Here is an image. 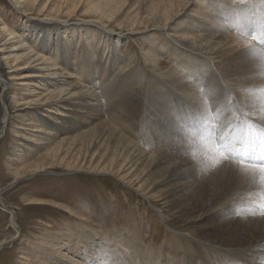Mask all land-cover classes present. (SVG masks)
<instances>
[{
	"label": "bare ground",
	"instance_id": "obj_1",
	"mask_svg": "<svg viewBox=\"0 0 264 264\" xmlns=\"http://www.w3.org/2000/svg\"><path fill=\"white\" fill-rule=\"evenodd\" d=\"M66 1L67 4H71V0ZM82 1L76 0L75 4L80 6ZM185 1L159 0L158 4H153L152 8L155 10V14L160 16L155 24H164L161 28L165 30L168 24L175 22V18H181V2L185 3ZM36 3L37 0H27L26 6L35 7ZM72 3H74V0ZM127 4V0H99L95 6L89 8V12L112 20L117 13L120 14L119 12ZM257 4V0L250 3L253 9ZM46 7L47 3L42 10H45ZM209 10L211 12H208L207 15H211L207 17L211 19L213 13L216 18L214 20L221 23L236 21L237 12L243 11L244 13L240 14L243 23H238L242 24L241 27L244 33L227 39L225 34L218 32V28L207 26L203 21L196 22L194 16L188 15L187 17L192 20V23L186 19H182L183 22L203 24L200 25L204 33L202 35L203 41L195 49L199 55L193 57L194 62L192 56L181 50L180 54L182 55L180 56L182 58L179 60V55H177L179 50L172 49L170 43L165 41L166 39L159 44L165 46V50L170 55L177 57L175 62L180 64L181 67L192 62V64H189L191 69L185 72L189 78L195 79V82L199 85L198 88L203 89L204 94L195 98L197 89L188 88L183 83V74L181 73H175V79H173L174 74L171 72L162 76L157 82L154 79L155 82L149 83L147 90L151 93L148 100L150 104L148 102V108H146V104L143 114V118L147 117L146 121H148L151 132L147 136L148 139L142 132H137L135 137L138 144L129 138L119 141V134L116 133L118 134L116 136L114 133L116 130L112 131L110 127L106 130H98L97 126L95 129L87 128L89 125L87 121H74V116H61L63 118L61 122V126L64 128L63 131L75 134V138L71 144L66 141L63 147L61 145L64 141L57 143L54 147H47L48 152L41 155L40 162L35 164L33 168L38 173L39 171H45L50 166L51 168L60 167V169L68 172L103 173L114 176L127 186L142 193L171 224L181 223L188 228H192L195 231L194 237L196 239L203 242L209 241L226 249L240 251L238 254L229 255V251L224 249L220 256L239 264H264V219L261 218V214H264V207L261 206L260 196L256 195L264 189L258 184H254L245 171L246 164L264 161V87H261L264 86V39L259 41V44L252 40L253 38L256 39V37H253V32L261 28L256 21L259 22V19L264 21V6L259 10L262 17L257 12L258 16L255 17L253 13H250L247 6L235 10L230 6L227 7L222 3H218L209 6ZM149 15H151L150 12ZM131 17H135V15H131ZM137 17L139 16L137 15ZM130 21H133L132 18ZM150 22L151 20L140 19L139 26L144 24L146 28H149L148 24ZM135 24H137V20ZM135 24H133L134 28ZM233 25L237 26L236 24ZM194 26L182 30L179 33L180 36L184 40L188 38L198 42V38L194 36L196 34V26ZM23 27L21 32L24 35L25 31H28L34 37L33 40L30 39L33 45L32 43L28 45L27 41L29 40L23 39L22 36L17 34V30L9 28L0 20V62L11 67L8 69H19L25 66L34 70L33 73L27 74L24 78L30 84L37 83L38 90H34V94H36V97L38 96L36 102L44 100L43 103L53 106V109L71 107V111L78 110V112L101 109L102 101H109L108 103H110L114 100L121 101L123 99L127 103H135V105L138 102L140 103L141 88L145 84L141 80L140 74L131 73L130 76L134 77L133 79L126 82L118 81L109 86L96 84L95 81L98 80L97 68H101L98 66L99 62L92 61L91 67H82L87 79L89 78V81H87L88 87L84 86L85 84H79L81 82L75 81L74 74L66 71L70 64L66 62L69 61L67 57H64V62L60 65L57 64V61L62 58V47L67 49L69 46L60 45V38H55V33H52L53 29L32 22ZM220 31L224 32L222 28ZM36 36L38 39H36ZM41 36L42 40L40 41ZM8 37H10V41L12 39L17 40V44L9 45L10 41H4ZM197 37L200 38V35ZM54 40H57V42ZM97 44L104 45L100 57L104 58L106 56V59L114 57L113 50H111L113 47L111 40H98ZM188 46L191 48L190 45ZM16 49L18 53H14ZM96 51V49H93L88 53ZM152 58L154 63H159L162 66V61L158 62L154 56ZM208 61H215V63ZM116 63L117 61L112 66H115ZM71 69L75 70V67ZM110 75L108 73V77ZM153 77L150 79L152 80ZM99 78L101 80L102 75ZM0 81L3 82V89L5 90L8 85L5 86L7 81L1 74ZM224 83L232 88L225 87ZM196 86L197 84H195ZM94 88H99L100 92L96 93ZM228 88L232 90L230 92L235 97L229 94ZM234 89L237 91L234 92ZM181 95L188 102L182 100ZM4 110L6 113L4 112L2 121V136L6 134L7 119H9L8 108L6 107ZM55 113L52 109L49 110V114ZM200 113L202 116H200ZM231 113H234L236 117L234 118ZM202 117H206V119L203 120ZM214 123L217 125L216 129L219 130L215 131L217 136L213 137L217 140L221 133L227 132L230 134L233 129V136L239 135L244 138L250 135L254 136L253 146L247 155L231 154L218 157L214 151L206 148L205 145H208L213 139L210 132L212 129L211 124ZM30 125L37 128L34 130L35 133L43 136L35 135L36 140H30L32 146L29 147V150L31 152L43 149L44 146H48L55 139V133L51 134L44 128H39L40 124L36 125L34 120L31 121ZM40 129H43L44 132L42 133ZM107 140L108 142H106ZM58 145H60V149L57 148ZM73 146L76 147L73 148ZM34 147L39 148L34 149ZM235 147L238 151L244 145L237 142ZM193 152L197 153L200 164H204L206 167L201 168L200 164L193 160ZM44 160H48L50 163H45ZM232 202H240V205L244 204L242 205L244 207H230L228 204ZM14 224L13 220L12 225L16 227ZM94 233L96 232L93 230L89 231L93 244L91 246L87 244L86 252L87 258L92 261L95 259L94 256L98 261L103 259L104 252H100V248H104L106 245L104 238L110 242L109 235L115 238L122 237L124 241L130 238V236L124 237L123 234L118 232L99 234L97 231L99 237L94 236ZM13 238L14 236L11 240ZM153 240L155 241V239ZM79 241L81 240H75V242ZM131 241L132 244L126 243L130 247L124 245L125 249L128 251L133 249L134 252L141 255L140 258L146 259L149 257L146 250L144 251L143 248L138 247L135 239H131ZM4 245L5 243L0 244V252L3 250ZM50 245L54 249L59 250L62 248L71 250V252H74L73 250L77 247L74 245V241L68 240L54 241ZM169 247L168 251L171 255H177V250L181 251L180 242L175 237L169 243ZM204 248L206 251L210 250ZM192 250L196 251L195 248ZM61 252L57 251V254ZM90 252L94 253L90 254ZM243 252L245 253L243 254ZM202 254L205 257L202 264H211L209 259L211 254H206L205 251ZM194 255L196 254L193 253ZM64 257L72 263L76 260L74 256L73 258L67 255ZM116 260L123 261L121 253Z\"/></svg>",
	"mask_w": 264,
	"mask_h": 264
},
{
	"label": "rangeland",
	"instance_id": "obj_2",
	"mask_svg": "<svg viewBox=\"0 0 264 264\" xmlns=\"http://www.w3.org/2000/svg\"><path fill=\"white\" fill-rule=\"evenodd\" d=\"M26 1L0 0V20L9 28L17 30V34L22 36L23 39L29 40L27 41L28 45L32 43L31 40L34 37L28 31H25L24 35L21 32L23 26L32 22L52 28L55 38H60V45L69 46L67 49H63L61 46L63 59L58 60L57 64L60 65L64 62V57H67L69 61L66 62L70 63L68 65L70 68L68 67L66 71L74 74L73 77L76 82H81L79 84L87 86L89 78L87 79L82 67H91L92 61H94L99 62L98 66L103 69L97 68L98 80L95 81L96 84L109 86L118 81L126 82L134 78L130 76L132 73L142 76L140 78L145 82V88L144 86L143 89L141 88V101L136 105L135 103H127L122 99L121 101L114 100V103L112 101L110 103H108L109 101H102L101 109L85 112L71 111V107L53 109V106L44 104V100L36 102L38 96L36 97L34 90H38L37 83L30 84L24 78L34 71L31 70L32 68L22 66L19 69H8L11 67L0 62V74L7 81L5 86L8 85L4 90L3 82L0 81V196L3 200V202L2 200L0 202V244L5 243L3 250L0 252V264H202L205 258L202 254L203 251L206 254H211L209 256L211 264H239L220 256V253L224 249L229 251V255L238 254L240 251L226 249L209 241L203 242L196 239L194 237L195 231L192 228H188L181 223L171 224L142 193L127 186L114 176L103 173L68 172L60 169V167L51 168L50 166L45 171H39L38 173L33 166L40 162L41 155L48 152L49 147H54L57 143L64 141L61 145L63 147L66 141L71 144L75 138V134L63 131L64 128L61 126L63 118L61 116H74V121H87L89 122L87 128L95 129L97 126L98 130L110 128L112 131L116 130L117 132L114 131V133L116 136L119 134V141L129 138L138 144L135 137L137 132H142L148 139L147 136L151 131L149 130L148 121H146L147 117H144V119L143 114L150 104L148 100L151 93L147 91L149 83L152 84L155 80L157 82L162 76L170 72L174 74L173 79L176 78L175 73H181L183 74V83L188 88L197 89L195 98L204 94V90L198 88L199 85L195 82V79L189 78L185 72L191 69L189 64H192V62L181 67L180 64L175 62L177 57L170 55L165 50L166 47L159 44L166 39L165 41L170 43L172 49L179 50L177 52L179 60L182 58L180 56L182 55L180 54L181 50L192 56L194 62L193 57L199 55L195 49L203 41L202 35L204 33L200 28V25L203 24H190L189 22L192 23V20L187 17L188 15L194 16L196 22L203 21L207 26L218 28L219 33L225 34L227 39H231L232 36L244 33L241 27L242 24H240L243 23L240 14L244 12H237L236 21L221 23L214 20L213 13L211 19L207 17L211 15H207L208 12H211L209 6L222 3V5L230 6L235 10L247 6L250 13H253L255 17L258 16L257 13L262 17L259 10L263 8L264 0H257L258 4L254 7L256 11L250 5L253 0H186L185 3L181 2V18H175V22L168 24L165 30L161 28L164 24H155L160 16L155 14L156 12L152 6L158 4L159 0H127L126 7L119 12L120 14L117 13L112 20L89 12V8L95 6L99 0H83L80 6L75 4L76 0H74V3L71 0V4H67L66 0H37L35 7L26 6ZM46 3V9L42 10ZM75 7H77L76 10ZM151 10L153 11L151 12ZM149 12L151 15H149ZM132 13L135 17H131V15L133 16ZM131 18L133 21H130ZM140 19L151 20L148 24L149 28H146L144 24L140 27ZM182 19L190 21L183 22ZM136 20L137 24H135ZM256 22L260 24L261 28L253 32V37H256V39H251L259 44V41L264 39V21L259 19V22ZM133 24H135V28ZM194 25L196 26L194 36L198 38V42L188 38L184 40L179 33L182 30L192 28ZM221 28L224 32L220 31ZM199 35L200 38L197 37ZM36 39H38L37 36ZM107 39L111 40L113 44L111 50H113L114 57H111L112 59H106V56L104 58L100 57L104 45H99L97 42L98 40ZM5 40L10 41V37L5 38ZM54 41L57 42V40ZM17 42V40L12 39L8 44H17ZM187 45H190L191 48ZM93 49L97 51L88 53ZM17 51L16 49L14 53H18ZM152 56L156 57L158 62L162 61V66L159 63H154ZM115 61H117V65L112 66ZM208 62L215 63V61ZM74 67L75 70L71 69ZM108 73L111 74L109 77ZM101 75L102 79L100 80L99 76ZM195 84H197L196 87ZM225 85V87L232 88L228 84ZM230 91L232 90L228 88L229 94H231ZM236 91L234 89V92ZM36 92L38 93V91ZM99 92V88L96 89V93ZM180 98L187 101L182 95ZM192 104L194 105V103ZM6 107L9 111V119L5 130L6 134L2 136V121ZM51 109L53 113H56L49 114ZM231 115L234 118L236 117L234 113H231ZM200 116H202L201 113ZM202 119L205 120L206 117H202ZM33 120L36 125L40 124L39 128H44L51 134H56L55 139L48 146H44L46 148L43 147L40 150L37 149L39 147H34V149H37L36 152L29 150V147L32 146L30 140L35 141L34 136H42V134L34 132L37 128L30 125ZM216 127V123L211 124L210 135H212V138L217 136L215 134ZM40 130L42 133L44 132L43 129ZM233 131L234 129L230 135H234ZM75 147L73 146V148ZM57 148L60 149V145ZM44 162L50 163L48 160H44ZM228 205L230 207H244L242 206L244 204L240 205V202H232ZM261 218L264 219V214H261ZM13 220L14 225H16L15 228L12 225ZM89 229L96 232L94 236H98L97 231L99 234L118 232L123 234L124 237L130 236V238L124 241L122 237L115 238L109 235L111 242L104 238L105 247H99L100 252H104L103 259L98 261L94 256L95 259L92 261L87 258L88 255L86 254L87 244L89 246L93 244L89 234L91 230ZM12 236L14 238L11 240ZM174 237L180 242L181 251L177 250V255H171L168 251L170 249L169 243L172 242ZM77 239L81 241L75 242ZM131 239L136 240L135 243L139 248L141 247L140 249L143 248L144 251L148 252V258H140L141 255L134 252L133 249L128 251L124 248L126 243L132 244ZM60 240L74 241V245L77 246L73 250L74 252L62 248L59 250L54 249L50 245L54 241ZM127 244L125 246L130 247ZM204 247L210 250L206 251ZM193 248L196 251L192 250ZM57 251H62V254H57ZM93 253L90 252V254ZM120 253L123 257V261L119 260L121 263L116 260ZM193 253L196 255L193 256ZM63 255L72 258L74 256L76 260L72 263ZM150 256L152 259H150Z\"/></svg>",
	"mask_w": 264,
	"mask_h": 264
},
{
	"label": "clouds",
	"instance_id": "obj_3",
	"mask_svg": "<svg viewBox=\"0 0 264 264\" xmlns=\"http://www.w3.org/2000/svg\"><path fill=\"white\" fill-rule=\"evenodd\" d=\"M254 139L255 137L252 135L244 138L239 135L233 136L224 132L220 134L218 140L213 138L208 145H205V147L214 151L218 157L231 154L246 156L253 146ZM237 142L244 145V147L240 148L238 151L235 147ZM192 158L200 164L197 153L193 152ZM200 167L204 168L206 166L204 164H200ZM245 171L249 174L254 184H258L262 189H264V161L246 164ZM256 195L260 196L261 206L264 207V191L258 192Z\"/></svg>",
	"mask_w": 264,
	"mask_h": 264
},
{
	"label": "water",
	"instance_id": "obj_4",
	"mask_svg": "<svg viewBox=\"0 0 264 264\" xmlns=\"http://www.w3.org/2000/svg\"><path fill=\"white\" fill-rule=\"evenodd\" d=\"M6 113V112H5ZM8 120V119H7ZM3 135H4V132H3ZM0 200H2L1 196H0ZM3 202V200H2ZM4 208L6 209L5 205H4ZM9 212V210H7Z\"/></svg>",
	"mask_w": 264,
	"mask_h": 264
}]
</instances>
